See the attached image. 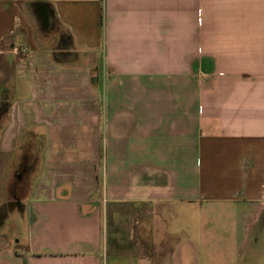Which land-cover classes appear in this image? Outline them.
I'll return each instance as SVG.
<instances>
[{"label": "crops", "instance_id": "obj_1", "mask_svg": "<svg viewBox=\"0 0 264 264\" xmlns=\"http://www.w3.org/2000/svg\"><path fill=\"white\" fill-rule=\"evenodd\" d=\"M14 44L30 70L3 149L26 130L33 84L66 80L83 101L97 69L107 87L98 109L60 95L30 114L50 152L33 194L0 207V264L264 261V0H0V67ZM78 125L98 126L97 145L81 142L98 172L59 184L53 149Z\"/></svg>", "mask_w": 264, "mask_h": 264}, {"label": "rangeland", "instance_id": "obj_2", "mask_svg": "<svg viewBox=\"0 0 264 264\" xmlns=\"http://www.w3.org/2000/svg\"><path fill=\"white\" fill-rule=\"evenodd\" d=\"M9 49L12 53L14 52L13 54L14 56L16 55V58L12 61V64H14L12 67L6 65L5 67H0V139L12 119L14 100L17 98V93L19 92L17 84L18 76H20L19 72L21 70H30L28 61H26L29 57L27 46L24 44H14ZM2 73L6 74L7 77L3 78ZM90 74L93 81L90 84L82 83L85 89L84 94L87 96L83 101L81 99L72 100L68 98L73 85H70L66 80L54 82L51 85L33 84L38 92V96L34 102L31 100V102H27L26 130L18 137L16 142L17 146L14 148L3 149L0 146V207H7V203L17 197L25 198L33 194L35 185L38 183V179L43 171L42 165L45 161V154L47 156L49 154L48 152H50V149L43 147L45 142H42V139H45V137L40 135L36 127V124L41 119L30 114H35V110L38 107H53L56 98L60 95L62 99L57 101L59 103L57 106L60 105L62 108L74 106L98 109L100 107L98 99L99 89H101V94L104 95L107 85L106 83H98L97 69H91ZM38 103H42L43 106ZM34 121H37V123L34 124ZM82 127V125H78L75 128V132L82 131ZM90 129L93 132L84 133L82 131L83 136L81 135L80 138L70 133L69 142L71 145L69 148L53 149L55 160L53 174L56 175L59 184L66 183L70 186H78L81 182L84 183L86 181L87 175L98 172V160H96L95 164L96 170H91L89 173L87 171V162L94 157H98V148H88L85 144L83 146L81 144L82 140L83 142L88 141V137L91 135L92 138L90 140H94L96 142L95 145H97L99 134L98 126L90 125ZM78 141L81 146L79 144L76 145ZM55 150L57 151L55 152ZM207 226L208 224L205 223L202 225V235H210V228ZM238 264H264V261H262V257L258 258L257 256L248 255L245 261H240Z\"/></svg>", "mask_w": 264, "mask_h": 264}, {"label": "flooded vegetation", "instance_id": "obj_3", "mask_svg": "<svg viewBox=\"0 0 264 264\" xmlns=\"http://www.w3.org/2000/svg\"><path fill=\"white\" fill-rule=\"evenodd\" d=\"M0 117H1V115H0ZM20 197H17L16 199H19Z\"/></svg>", "mask_w": 264, "mask_h": 264}]
</instances>
